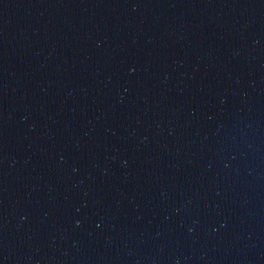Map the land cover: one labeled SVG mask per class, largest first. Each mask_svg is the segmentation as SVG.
Here are the masks:
<instances>
[{
    "label": "water",
    "instance_id": "water-1",
    "mask_svg": "<svg viewBox=\"0 0 264 264\" xmlns=\"http://www.w3.org/2000/svg\"><path fill=\"white\" fill-rule=\"evenodd\" d=\"M0 264H264V0H0Z\"/></svg>",
    "mask_w": 264,
    "mask_h": 264
}]
</instances>
